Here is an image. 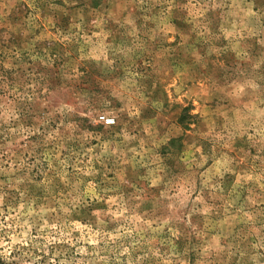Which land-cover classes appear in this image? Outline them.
<instances>
[{
    "label": "rangeland",
    "instance_id": "rangeland-1",
    "mask_svg": "<svg viewBox=\"0 0 264 264\" xmlns=\"http://www.w3.org/2000/svg\"><path fill=\"white\" fill-rule=\"evenodd\" d=\"M0 264H264V0H0Z\"/></svg>",
    "mask_w": 264,
    "mask_h": 264
},
{
    "label": "built area",
    "instance_id": "built-area-1",
    "mask_svg": "<svg viewBox=\"0 0 264 264\" xmlns=\"http://www.w3.org/2000/svg\"><path fill=\"white\" fill-rule=\"evenodd\" d=\"M104 119L106 121V124H108V125H112L114 123L113 119H109V118H104Z\"/></svg>",
    "mask_w": 264,
    "mask_h": 264
}]
</instances>
